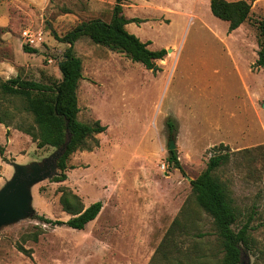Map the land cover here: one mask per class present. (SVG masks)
Masks as SVG:
<instances>
[{
	"label": "rangeland",
	"instance_id": "1",
	"mask_svg": "<svg viewBox=\"0 0 264 264\" xmlns=\"http://www.w3.org/2000/svg\"><path fill=\"white\" fill-rule=\"evenodd\" d=\"M115 3L0 0V60H18L25 78L59 82L69 47L61 38L84 20L109 22ZM123 6L126 16L144 19L128 24L130 32L151 41L152 50L172 51L154 71L88 36L75 43L83 61L79 119H99L107 129L96 136L100 146L71 155L65 181L46 178L32 186L31 214L0 227V264H222L221 237L189 179L206 168L213 146L222 142L241 150L215 172L241 212L234 228L255 211L243 263L264 264V68L248 71L259 33L244 54L239 43L231 44L237 37L228 32V21L212 13L210 0H125ZM24 29L42 42L38 51L20 55L18 47L26 43L17 37ZM8 30L16 43L2 38ZM24 116L31 121L24 113L9 127L0 123V189L16 173L15 164L42 162L57 150L39 148L16 128ZM169 117L178 123L176 134L168 131ZM173 137L184 172L169 162ZM62 188L79 194L86 207L103 201L84 229L39 218L71 217L60 203Z\"/></svg>",
	"mask_w": 264,
	"mask_h": 264
},
{
	"label": "trees",
	"instance_id": "2",
	"mask_svg": "<svg viewBox=\"0 0 264 264\" xmlns=\"http://www.w3.org/2000/svg\"><path fill=\"white\" fill-rule=\"evenodd\" d=\"M115 1L113 16L109 22L101 18L84 20L61 38L69 44L59 63L63 76L61 81L44 83L25 78L21 74L7 79L0 76V123L9 127L17 116L26 113L31 117V121H28L26 116L21 117L16 128L30 135L39 148L53 146L58 149L67 142L64 153L57 162V174L52 177L55 181H65L68 178V161L71 155L79 150L92 151L100 146L96 136L107 129L99 119L92 123L79 119L78 88L83 78V61L75 52V43L81 37L88 36L93 42L125 53L133 61L141 62L146 68L154 71L161 69L157 65V60L164 59L168 53L166 48L152 50L149 47L151 41H143L130 32L127 24L132 22L140 24L144 19L126 16L123 13L125 0ZM210 7L215 16L229 22L228 32H232L250 18L252 2L210 0ZM256 23L260 49L252 67L259 69L264 67V18L256 20ZM23 49L26 52L38 51L26 44L23 45ZM166 124L171 134L178 132V123L175 119L169 117ZM91 140H94L93 144L90 143ZM213 148L215 153L210 156L206 168L190 181L192 194L197 204L213 217L224 250L222 264H244L243 250L248 249L253 243L251 230L255 211L238 229H235L234 225L241 212L228 185L215 173L229 164L233 155L241 150L231 151L229 145L224 142ZM169 153V162L184 172L178 151L170 150ZM0 154L2 156L5 154V148L1 143ZM61 192L60 203L71 217L65 221L40 215L41 220L54 226L67 225L82 230L97 218L103 208L102 200L86 207L79 194L68 188H62ZM177 221L175 218L172 226ZM20 249L29 253L22 246Z\"/></svg>",
	"mask_w": 264,
	"mask_h": 264
},
{
	"label": "water",
	"instance_id": "3",
	"mask_svg": "<svg viewBox=\"0 0 264 264\" xmlns=\"http://www.w3.org/2000/svg\"><path fill=\"white\" fill-rule=\"evenodd\" d=\"M171 51L172 48H169L168 52ZM66 145L67 142L42 162H33L31 165L15 164L16 173L0 189V227L31 214L32 186L57 174V162ZM177 148L176 138L173 137L169 140L168 150Z\"/></svg>",
	"mask_w": 264,
	"mask_h": 264
},
{
	"label": "crops",
	"instance_id": "4",
	"mask_svg": "<svg viewBox=\"0 0 264 264\" xmlns=\"http://www.w3.org/2000/svg\"><path fill=\"white\" fill-rule=\"evenodd\" d=\"M250 2H252V10H251L250 18L247 21H245L243 24H241L237 29L233 30L232 32H229L230 34L237 37L236 40L231 41V44L234 45V43H236V42L239 43L240 52L244 53V54L248 53L247 46H248L249 42L252 41L253 37L255 39H258V33H259L256 21H255L254 25H252L249 20L251 19L252 16L257 17V19L264 18V5H263L262 1H258V0L252 1L251 0ZM127 25H126V27H127ZM242 30H243V32L241 33ZM253 34H254V36H253ZM2 38H4L7 41L6 44L16 43V41H14L15 40L14 34L9 30L3 33ZM17 39L21 40L22 36H21V38L18 36ZM256 45H257V51H255V54L253 56H251L252 59L249 61L248 71L250 69H253L252 66L258 58V50L260 49L258 41H257ZM18 50L21 52L20 55L29 53V52L24 51L22 43L19 45ZM160 60H162V59H160ZM18 66H19L18 60H15V59L0 60V76H2L4 79L16 76L19 72ZM261 68H264V67H261Z\"/></svg>",
	"mask_w": 264,
	"mask_h": 264
},
{
	"label": "built area",
	"instance_id": "5",
	"mask_svg": "<svg viewBox=\"0 0 264 264\" xmlns=\"http://www.w3.org/2000/svg\"><path fill=\"white\" fill-rule=\"evenodd\" d=\"M22 38H23V41L27 45L32 46V47H36L38 44H40L42 42L41 35L34 33L30 29H24L22 31ZM163 168L164 169L166 168L165 164H163Z\"/></svg>",
	"mask_w": 264,
	"mask_h": 264
}]
</instances>
